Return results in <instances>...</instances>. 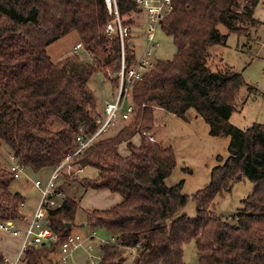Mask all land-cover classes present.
<instances>
[{
	"label": "trees",
	"instance_id": "1",
	"mask_svg": "<svg viewBox=\"0 0 264 264\" xmlns=\"http://www.w3.org/2000/svg\"><path fill=\"white\" fill-rule=\"evenodd\" d=\"M105 0H0V144L32 174L53 171L77 148L80 131L91 135L101 114L89 87L102 73L111 81L119 71V44L108 41L110 20ZM260 0H174L173 10L160 29L176 52L170 60H156L142 78L130 85L134 113L118 133L94 143L82 157L69 163L92 169L93 177L75 179L84 191L107 190L122 201L107 210L86 215L85 226L100 230L112 242L98 246V264H186L183 246L194 242L197 264H264V123L240 129L230 123L243 85L230 69L208 66L210 48L224 45L228 33L249 37L264 22L254 18ZM128 26L139 25L133 0H119ZM136 15V16H135ZM73 34L86 54H70L52 61L46 48ZM74 43V44H75ZM128 61L135 60L127 48ZM87 57L88 60L84 58ZM193 109L209 126V134L229 138L228 157L211 170L209 184L191 195L182 193V181L169 186L166 179L176 166L170 146L151 143L137 132H151L156 112L185 119ZM126 144L128 154L118 152ZM66 168L57 191L70 184ZM246 179L254 185L231 218L215 212L217 198ZM13 173L0 163V221L21 217L24 197L11 190ZM194 216L184 212L188 203ZM77 197L65 195L60 207L48 209L46 220L58 240L24 249V264L51 263L76 225ZM0 264H8L0 255Z\"/></svg>",
	"mask_w": 264,
	"mask_h": 264
},
{
	"label": "rangeland",
	"instance_id": "2",
	"mask_svg": "<svg viewBox=\"0 0 264 264\" xmlns=\"http://www.w3.org/2000/svg\"><path fill=\"white\" fill-rule=\"evenodd\" d=\"M256 19L260 22H264V0H260L258 6L255 9ZM136 16V15H135ZM140 16H137V19ZM125 19V17H124ZM139 23L141 20H135ZM131 40L134 42L133 53L135 58L139 59L142 55L143 49L147 44L146 36L144 35L143 25L137 26L131 25ZM221 34L227 35L224 45H215L210 48V57L208 58V66L213 70L230 69L236 74H240L243 80V85L237 95L236 99V110L230 117V123L234 126L245 129L251 126L253 123L263 124L264 123V24L258 26L251 35L247 37H239L234 33H228L224 26H219ZM76 37L71 34L68 35L52 44H50L46 50L50 55L52 61L57 62L72 54L73 46ZM154 41L157 43V47L153 50V60H170L173 58L176 47L172 39L166 36L161 29L158 27L154 34ZM88 60L87 57L84 58ZM154 61V62H155ZM153 62V65H154ZM152 65V66H153ZM110 79H113L117 85L115 76L107 71ZM115 85V86H116ZM89 87L92 90L99 110L102 106L112 100L111 91H113L111 81L107 80L102 73H96L92 76ZM131 102V95H130ZM128 124L126 122H120L111 131L106 133L102 139L111 138L115 136L118 131ZM142 132H137L135 136H140ZM156 140V139H155ZM157 143L161 144L160 140H156ZM125 150L126 144L122 143L120 146ZM127 150V149H126ZM11 150L3 144H0V163L9 167L12 161ZM76 171V167L73 168ZM91 176L83 175V173L73 174L70 177V182L76 177L77 180L82 178L93 177V170L89 169ZM49 173V170H45ZM69 170H66V174ZM71 173L73 170H70ZM45 172V173H46ZM68 176V174H67ZM169 178V177H168ZM168 178L166 183L168 184ZM48 177L38 174L33 176H25L20 179H16L12 183L13 188H18L22 194L27 198V203L36 209L40 198L41 190L46 183ZM39 180L41 182V188L34 186V181ZM64 194L67 197H77L81 205L84 203V199L89 194L84 193V189L77 183L71 182L66 185L63 184ZM254 185L246 179L237 181L229 194H225L216 200L215 212L220 218H231L242 208V200L252 192ZM112 197V196H111ZM86 201V199H85ZM112 202V201H111ZM111 204V203H109ZM86 212L83 209H79L76 218V225L72 229V234H77L82 238L84 245L91 243L87 231V226L80 227L79 223L86 218ZM19 229V228H18ZM21 230V229H20ZM95 242V239L92 241ZM184 261L186 264H197L196 248L195 243L188 242L183 246ZM83 248H79L68 256L67 262H61V256L58 253L51 255V264H89L87 256ZM96 255L99 256V252L96 251ZM24 264L20 258L18 263ZM48 264V263H44ZM98 264V262L96 263Z\"/></svg>",
	"mask_w": 264,
	"mask_h": 264
},
{
	"label": "built area",
	"instance_id": "3",
	"mask_svg": "<svg viewBox=\"0 0 264 264\" xmlns=\"http://www.w3.org/2000/svg\"><path fill=\"white\" fill-rule=\"evenodd\" d=\"M135 6L139 9L141 24L143 25V33L146 36L147 44L143 49L139 59L129 62L127 56V48H134V42L131 40L130 26L125 24L124 16L120 11L119 0H105L107 15L110 17L109 22L105 27V37L108 41L117 40L119 44V71L116 73L117 85L113 93V100L106 102L101 114L94 121L95 131L91 135H84L82 131L76 136L77 148L67 155L63 162L54 169L41 190L40 201L32 213V216L26 226L21 231L12 222L0 221V231L10 233L14 236L23 234V242L21 254L24 249L30 246H40L43 243L56 241L58 236L50 229L46 220V212L48 209L60 207L65 195L61 191H57V183L60 172L63 168L69 170L68 175L79 174L83 169H78L76 166H70L69 163L78 160L82 155L90 149L95 142L101 140L106 133L111 131L120 122L129 121L134 113V107L130 102V85L142 78L144 73L148 71L155 60L152 59L153 50L157 47L154 41V34L160 27L164 18L169 16L173 10L174 0H133ZM86 54L82 43L77 41L73 46L72 54ZM109 70H106V72ZM151 143L155 142V138L150 132H142ZM76 167V171L73 169ZM70 170H73L71 173ZM10 171L15 179L21 177L26 169L17 162L11 166ZM34 185L41 188V182L36 180ZM24 204L21 205V209ZM91 236V237H90ZM89 236V241L95 237L92 233ZM114 239L96 237L95 244L89 243L84 245L82 238L77 234H69L61 247L59 255L61 262H67L68 256L79 248H84L89 264H96L101 260V255L97 256L94 253L95 246H102ZM133 259V251L130 254L129 263ZM14 264V263H13Z\"/></svg>",
	"mask_w": 264,
	"mask_h": 264
},
{
	"label": "crops",
	"instance_id": "4",
	"mask_svg": "<svg viewBox=\"0 0 264 264\" xmlns=\"http://www.w3.org/2000/svg\"><path fill=\"white\" fill-rule=\"evenodd\" d=\"M254 18L256 19L255 13ZM111 98L113 100V91H111ZM156 116L157 119L155 128L151 132V135L156 140H160L163 146H170L176 158V166L168 178V185L172 186L182 181V193L185 195H191L196 191L206 187L210 182L211 170L225 161L228 157L227 147L229 144V138L212 137L209 134V126L193 109L187 111L185 119H180L173 114L166 113L162 110H158L156 112ZM131 141L133 144L138 145L139 137L134 136ZM121 147L123 146L121 145L118 148V152L123 156L127 155L128 152L126 147L125 150L123 149V151ZM9 156L12 161L10 162L9 167L6 168L10 170L11 166L14 165L16 161L11 155ZM45 172L46 171L39 174L49 178L51 171L49 173ZM82 173L83 175L91 176L89 169H85ZM25 176H33V174L26 170L22 177ZM20 178L21 177L17 179ZM11 190L13 192H18L25 199L24 207L21 209L20 219L13 222L17 228L23 231L26 228L35 209L33 206L27 203V198L24 196V194H22V192H20V190H18V188H13L11 185ZM62 192L64 193V191ZM84 193L89 195L87 198H85L86 201L84 199L83 205H81V202L79 201L78 207L79 209L82 208L87 214L91 213L93 210H107L115 205H118L122 201V198L119 194L110 193L107 190H87ZM184 212L189 216H194V204L192 202L188 203L184 208ZM84 222L85 219H83L81 222H78V226L84 227ZM92 233L95 234V237L90 241L92 244H95L96 237H108V235L100 230L93 231L89 228L87 235L90 236ZM94 239L95 242L93 243L92 241ZM22 242L23 234L14 236L10 233L0 231V255L4 257V260L8 264H16L22 257V255H20ZM96 251H98L101 255L98 246H95V254ZM57 253L59 254V251Z\"/></svg>",
	"mask_w": 264,
	"mask_h": 264
},
{
	"label": "water",
	"instance_id": "5",
	"mask_svg": "<svg viewBox=\"0 0 264 264\" xmlns=\"http://www.w3.org/2000/svg\"><path fill=\"white\" fill-rule=\"evenodd\" d=\"M82 226V225H81Z\"/></svg>",
	"mask_w": 264,
	"mask_h": 264
}]
</instances>
